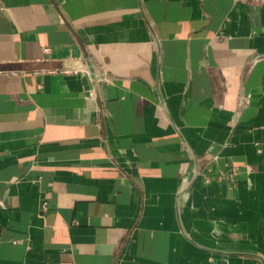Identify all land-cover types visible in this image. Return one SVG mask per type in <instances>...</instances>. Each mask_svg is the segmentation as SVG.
<instances>
[{
  "label": "crops",
  "instance_id": "1",
  "mask_svg": "<svg viewBox=\"0 0 264 264\" xmlns=\"http://www.w3.org/2000/svg\"><path fill=\"white\" fill-rule=\"evenodd\" d=\"M0 264H264V0H0Z\"/></svg>",
  "mask_w": 264,
  "mask_h": 264
}]
</instances>
